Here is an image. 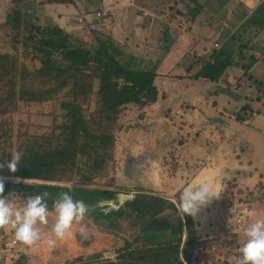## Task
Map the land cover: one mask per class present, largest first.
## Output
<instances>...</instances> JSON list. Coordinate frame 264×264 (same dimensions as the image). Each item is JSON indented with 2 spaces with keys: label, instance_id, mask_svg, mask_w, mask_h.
Returning a JSON list of instances; mask_svg holds the SVG:
<instances>
[{
  "label": "rangeland",
  "instance_id": "rangeland-1",
  "mask_svg": "<svg viewBox=\"0 0 264 264\" xmlns=\"http://www.w3.org/2000/svg\"><path fill=\"white\" fill-rule=\"evenodd\" d=\"M36 3H41V0H21L18 3L0 0V14H8L17 6L26 13V17H31L30 23L50 24L49 17L43 14V9ZM35 12L39 18L34 16ZM91 30L95 28L86 24L73 32L69 30V33L91 43ZM25 33L26 28L21 27L19 40ZM13 34L14 31L1 20L0 55H12L19 65L23 64L30 71L38 68L40 62L37 58L25 56L21 44L13 46ZM179 76L163 73L162 80L158 81L159 88L162 90L167 85L164 83L167 78L176 79ZM22 82L26 85L23 87L18 82L15 88L17 92L14 91L12 99L0 101V165H3L0 167V180L49 183L70 188H108L119 193V202L142 188L176 202V191L181 186L203 179L196 178L203 176L215 185L217 196L196 215H192L199 237L194 249L196 259L199 264H237L239 247L246 239L244 229L255 219L264 218V170L256 169L264 162V156L258 154L256 149L242 152L240 146L244 141L233 130H229L225 122L217 124L206 120L199 123L183 118L184 114L179 112H171L165 118L159 115L163 108L157 105L162 100L159 89L157 99L160 100L157 103H126L112 123L105 118L100 119L97 104L93 100L88 106V125L94 131H106L113 135L112 141L101 151V169L92 170L90 164L96 161L92 158L88 159L90 164L82 157L76 158V163L71 164L70 156L52 179L19 178L7 167L11 153L22 151L24 155L29 148L46 150L60 146L62 141L57 134L64 120L60 102L66 97L64 89L49 100H27V92L41 89L42 85L37 81ZM248 164H254L255 170L233 172V167ZM233 173L236 177H233ZM248 173L252 183L236 187L237 177L240 179ZM7 197L12 200L14 207H22L29 196H14L10 192ZM114 207L116 203H102L100 210L106 212ZM175 215L170 208L161 213V216L172 221ZM54 216V212L49 210L47 223L38 224L40 239L32 246L21 242L14 246L15 243L8 239L9 234L13 233V226H0V264H81L94 256L114 259L117 249L125 240L138 245L143 234L139 227L132 225L125 217L110 222L106 219L98 221L88 213L79 224H73L70 237L56 240L53 246H49L47 240L55 239L51 235ZM80 224L86 226V239L79 234Z\"/></svg>",
  "mask_w": 264,
  "mask_h": 264
},
{
  "label": "trees",
  "instance_id": "trees-1",
  "mask_svg": "<svg viewBox=\"0 0 264 264\" xmlns=\"http://www.w3.org/2000/svg\"><path fill=\"white\" fill-rule=\"evenodd\" d=\"M15 3L21 0H13ZM40 2V0H39ZM73 3V0H41V3ZM175 13L170 15V19ZM17 6L7 14L5 23L14 31L12 36L13 46L21 44L25 56L35 57L40 66L33 71L23 64H18L17 59L10 54L0 55V101L13 98L17 83L25 86L23 80L37 81L41 89L28 91L27 100H49L60 91L65 90V98L61 100L64 120L59 125L57 134L62 142L60 146L50 149L29 148L22 156L13 175L19 178H44L52 179L53 174L71 156V164L76 163V158L86 159L92 170L101 169L103 154L113 135L106 131H94L88 125L87 111L91 101L97 104V113L100 119L115 122L122 105L129 102L139 104L153 103L157 100L158 87L155 83L157 66L161 58L170 50L175 38H172L168 27L162 28L159 38L160 54L154 61L143 63L132 52L119 45L110 33L99 29L91 30L93 42L74 37L72 34L57 24L30 23L29 19ZM21 27L26 28V33L19 40ZM242 50V45L239 46ZM241 55H239L240 57ZM236 59L238 64L242 57ZM255 61L250 56L248 61L242 62V68L248 70ZM236 62V63H237ZM233 63V58L225 50L218 51L211 59L202 61L200 67L190 74V78L199 77L209 82L216 83L223 71ZM192 64L185 67L190 72ZM30 78V80H27ZM28 82V83H29ZM96 83V85H95ZM19 84V85H20ZM226 88L212 87L210 95L227 93L231 91L228 84ZM22 88V87H21ZM23 90V89H20ZM19 90V91H20ZM15 91V92H14ZM26 90H24V93ZM165 99L167 93H160ZM214 104V103H213ZM258 110L250 102L243 103L231 115L238 122L252 120ZM97 114V115H99ZM170 114L168 107H163L159 115L165 118ZM170 116V115H169ZM92 165V166H91ZM176 167V165H172ZM3 181L4 191L0 195L7 196L10 192L29 197L47 192L48 209L52 210V202L62 191H68L73 199L83 200L88 207L92 218L106 219L110 222L115 218H127L130 223L142 231L140 244L133 245L125 240L117 249L114 259L96 256L81 264H199L194 252L198 236L194 227L192 215L177 211L178 190L176 202H171L168 197L159 193L138 188L129 198L118 201V192L108 188L69 187L49 183H30L24 181ZM113 202L116 207L103 212L100 210L102 203ZM170 208L175 212L173 221L161 213ZM178 212V213H176ZM87 213V214H88ZM19 263V260L18 262Z\"/></svg>",
  "mask_w": 264,
  "mask_h": 264
},
{
  "label": "crops",
  "instance_id": "crops-1",
  "mask_svg": "<svg viewBox=\"0 0 264 264\" xmlns=\"http://www.w3.org/2000/svg\"><path fill=\"white\" fill-rule=\"evenodd\" d=\"M36 4L49 17L50 24L71 32L78 29L74 20L77 13L92 16L96 11L107 10L109 13L99 19L88 16V26L110 33L119 45L142 58L143 63L159 57L160 30L168 27L175 39L161 58L155 78L158 89L167 96L160 102L157 99V105L168 107L170 114H184L183 118L190 121L225 122L244 141L240 146L242 152L256 149L264 156V0H73V3ZM6 16V12L0 14V21H5ZM34 16L39 18L36 12ZM223 50L231 55L233 63L216 83L189 77L202 61ZM239 55L242 62L254 57L248 70L242 68V62L238 64ZM189 64L192 69L186 72ZM163 73L180 76L167 78L164 81L167 85L161 90L158 81ZM225 83L230 94H209L213 85L226 88ZM247 101L259 112L252 120L238 122L231 113ZM253 165H237L233 172L253 171L256 168ZM256 169L264 170V162ZM249 174L237 177L236 187L252 183ZM200 177L204 179L196 178ZM233 177H236L234 173Z\"/></svg>",
  "mask_w": 264,
  "mask_h": 264
},
{
  "label": "clouds",
  "instance_id": "clouds-1",
  "mask_svg": "<svg viewBox=\"0 0 264 264\" xmlns=\"http://www.w3.org/2000/svg\"><path fill=\"white\" fill-rule=\"evenodd\" d=\"M22 151H13L11 159L7 162L10 171H15L21 162ZM3 167V165H0ZM3 181H0V193H3ZM48 193L32 195L25 199L22 207H14L12 200L0 195V226L11 224L14 229L15 239L26 246H32L40 239L38 224H46L49 213L47 203ZM217 196V189L213 183L206 179H200L181 186L178 189L177 211L196 215L197 212ZM54 223L51 227V235L47 244L53 246L56 240H62L72 235L73 224H79L89 209L85 202L73 199L68 191H62L52 202ZM82 238L86 239L88 233L86 226L80 224L78 229ZM246 237L239 247L237 264H264V218H257L244 229Z\"/></svg>",
  "mask_w": 264,
  "mask_h": 264
},
{
  "label": "built area",
  "instance_id": "built-area-1",
  "mask_svg": "<svg viewBox=\"0 0 264 264\" xmlns=\"http://www.w3.org/2000/svg\"><path fill=\"white\" fill-rule=\"evenodd\" d=\"M108 13H109V12H108L107 10L96 11L92 16H90L91 14H88V13H86V12H82V13H80V14L77 13V14L74 16V20L77 22L78 29H80V28L84 27V26L87 24L86 21H89L88 16H89V17L96 18V19H99V18H101L102 16H106ZM64 30H65V29H64ZM66 31H67V30H66ZM67 32H69V31H67ZM214 45L217 46L216 43H215ZM11 234H13V235H12V237L10 238ZM8 239H9V241L12 242L13 244L15 243L14 246L17 245V243L19 242V241H17V240L15 239V236H14V230H13V233H10V234H9Z\"/></svg>",
  "mask_w": 264,
  "mask_h": 264
}]
</instances>
